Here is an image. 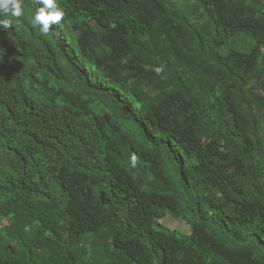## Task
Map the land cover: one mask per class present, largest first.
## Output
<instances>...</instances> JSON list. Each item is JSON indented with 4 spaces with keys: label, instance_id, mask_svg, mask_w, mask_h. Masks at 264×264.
I'll list each match as a JSON object with an SVG mask.
<instances>
[{
    "label": "trees",
    "instance_id": "16d2710c",
    "mask_svg": "<svg viewBox=\"0 0 264 264\" xmlns=\"http://www.w3.org/2000/svg\"><path fill=\"white\" fill-rule=\"evenodd\" d=\"M251 1L56 0L48 34L36 0L2 17L0 264H264Z\"/></svg>",
    "mask_w": 264,
    "mask_h": 264
},
{
    "label": "clouds",
    "instance_id": "9594fccd",
    "mask_svg": "<svg viewBox=\"0 0 264 264\" xmlns=\"http://www.w3.org/2000/svg\"><path fill=\"white\" fill-rule=\"evenodd\" d=\"M33 27H39L42 34H48L53 25L58 24L64 18V11L58 6L56 0H36ZM24 14L22 0H0V31L12 26L11 19L2 17L20 18ZM135 163V158L132 160Z\"/></svg>",
    "mask_w": 264,
    "mask_h": 264
},
{
    "label": "rangeland",
    "instance_id": "374dc122",
    "mask_svg": "<svg viewBox=\"0 0 264 264\" xmlns=\"http://www.w3.org/2000/svg\"><path fill=\"white\" fill-rule=\"evenodd\" d=\"M177 1H179L180 3H182V2H186V3H189V0H177ZM247 4H250V5H252V1L251 0H244ZM262 51V53H263V57H264V47L263 48H258L254 53H253V55L256 57V55L259 53L258 51ZM159 221H161L163 224H165V225H167V226H169V227H176L177 229H179V230H182V231H184V232H188L189 230H190V227H189V225L186 223V222H184L183 220H175V219H173V218H171L170 216H167V215H165V216H163V217H161L160 219H159ZM88 236H82V238L84 237L86 240L84 241H82V242H80V244H81V246H86L87 245V242L89 241V239L91 238V235H89V234H87ZM88 246V245H87Z\"/></svg>",
    "mask_w": 264,
    "mask_h": 264
}]
</instances>
